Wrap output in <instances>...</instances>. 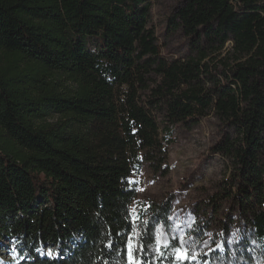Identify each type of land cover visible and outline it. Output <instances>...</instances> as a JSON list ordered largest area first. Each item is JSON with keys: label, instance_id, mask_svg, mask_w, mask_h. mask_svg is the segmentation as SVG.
<instances>
[{"label": "trees", "instance_id": "1", "mask_svg": "<svg viewBox=\"0 0 264 264\" xmlns=\"http://www.w3.org/2000/svg\"><path fill=\"white\" fill-rule=\"evenodd\" d=\"M152 9L0 0V249L16 264H126L107 230L135 215L155 233L170 212L134 214L129 180L143 164L166 176L173 129L209 117L230 169L202 202L217 217L210 242L224 241L205 259L264 264V0H180L165 26L187 41L178 58L161 55Z\"/></svg>", "mask_w": 264, "mask_h": 264}, {"label": "rangeland", "instance_id": "2", "mask_svg": "<svg viewBox=\"0 0 264 264\" xmlns=\"http://www.w3.org/2000/svg\"><path fill=\"white\" fill-rule=\"evenodd\" d=\"M179 1L153 0L152 24L157 32L161 55L167 58L183 57L188 51L183 37L177 34L170 36L165 32L166 18ZM221 130L212 117L202 120L197 128L190 131L174 128L167 147L168 174L155 175L145 164L138 174H133L131 180L136 181L137 190L133 213L169 202L168 223L166 226L158 224L156 229L160 228L161 233L170 239L175 235L177 241L182 233L199 235L201 240L210 241L217 234V217H212L202 202L214 193L230 169L226 160L211 152L212 145L222 134ZM206 227L209 231H205ZM2 245L5 248L0 249V264H16L14 249L7 242Z\"/></svg>", "mask_w": 264, "mask_h": 264}, {"label": "snow or ice", "instance_id": "3", "mask_svg": "<svg viewBox=\"0 0 264 264\" xmlns=\"http://www.w3.org/2000/svg\"><path fill=\"white\" fill-rule=\"evenodd\" d=\"M129 183L135 184L136 181L134 179L129 180ZM132 211L134 212V210ZM126 219H128L127 216ZM143 223L147 225L148 222L144 221ZM205 235L207 234L205 233ZM107 236L108 239L104 247L109 252L123 250L126 256V264H163V260L168 258L165 255L168 250L174 253V256L169 259V264H174V262L175 264H185V261H187V264H209L205 257L217 250L223 251L224 249L223 240L219 243L210 242L201 240L199 235L182 233L177 241L175 235L171 239L167 235H163L160 228H157L155 233L146 228L141 229L135 215L131 217L123 230L117 227V230L113 233L110 227L107 230ZM201 244L203 247H198ZM212 244H215V247H212ZM204 249H207V251ZM37 250L40 251V249ZM44 254L41 251V255ZM47 255L50 258H56L50 250Z\"/></svg>", "mask_w": 264, "mask_h": 264}]
</instances>
